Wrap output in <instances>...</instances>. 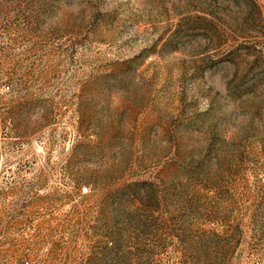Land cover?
<instances>
[{
	"label": "rangeland",
	"instance_id": "1",
	"mask_svg": "<svg viewBox=\"0 0 264 264\" xmlns=\"http://www.w3.org/2000/svg\"><path fill=\"white\" fill-rule=\"evenodd\" d=\"M0 264H264V0H0Z\"/></svg>",
	"mask_w": 264,
	"mask_h": 264
},
{
	"label": "built area",
	"instance_id": "2",
	"mask_svg": "<svg viewBox=\"0 0 264 264\" xmlns=\"http://www.w3.org/2000/svg\"><path fill=\"white\" fill-rule=\"evenodd\" d=\"M88 191V188L87 187H84L83 188V192H87Z\"/></svg>",
	"mask_w": 264,
	"mask_h": 264
}]
</instances>
